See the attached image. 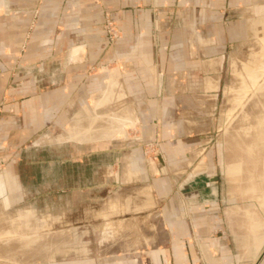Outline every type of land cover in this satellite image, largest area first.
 <instances>
[{"label":"rangeland","instance_id":"obj_1","mask_svg":"<svg viewBox=\"0 0 264 264\" xmlns=\"http://www.w3.org/2000/svg\"><path fill=\"white\" fill-rule=\"evenodd\" d=\"M18 1L6 0L11 16ZM180 1L152 28V47L156 54L164 48L162 63L169 70L151 104H105L103 118L94 119V104L74 98L58 104L56 118L41 120L36 133L22 136L16 134L21 121L10 127L7 104H0V264H113L116 254L166 245L176 235L172 227L190 229L198 221L184 194L194 192L195 185L185 183L197 162L195 151L203 147L200 160L207 169L199 178H211L218 193L215 213L200 219H215L212 239L226 241L229 264H264V0ZM63 28L30 23L23 43L36 32L48 49ZM97 29L102 39H90L89 50L111 49L122 39L106 7ZM71 39L84 41L78 34ZM21 61L9 57L7 95L16 96L24 85L18 96L33 87L44 94L64 83L61 63L44 56L34 70ZM81 61L70 80L82 86L71 91L91 99L119 62ZM94 75L101 77L98 89ZM174 80L185 85L182 92ZM116 109H131L133 126L117 138L88 139L94 125L98 133L108 126L106 115ZM172 127L179 134L190 131L181 136L193 144L187 157H170L162 147ZM186 158L193 167H183ZM189 234L194 243V232Z\"/></svg>","mask_w":264,"mask_h":264},{"label":"crops","instance_id":"obj_2","mask_svg":"<svg viewBox=\"0 0 264 264\" xmlns=\"http://www.w3.org/2000/svg\"><path fill=\"white\" fill-rule=\"evenodd\" d=\"M63 1L19 0L17 3L18 12L11 16L6 10L8 8L6 0H0V12H3V15H0V24L2 25L0 31V104H7L5 111L9 113L6 119L9 121L8 125L10 124V127L13 120L21 121L20 125H16L18 136L36 133L37 125L41 120L56 118L58 104L72 103L74 98L77 102L80 100L83 103L94 104L96 110L94 111V119L103 118V116H99V110L105 104H151L154 101L153 97L160 96L163 87L160 78L163 73H167V70H169L168 66L162 63V58L167 57L164 48L162 47L160 53L156 54L154 47H152L157 39L156 34L152 32V28L163 22L166 8L173 6L176 0H103V4L98 3V0H67L64 3ZM184 2V0H181L180 5ZM102 7L113 11L119 28L122 30V39L114 48L106 49L98 46L89 50L87 47L91 43H89L90 39L97 41L102 39L101 31L99 33L97 29L102 23ZM30 23H37L38 25L49 23L55 27L62 24L64 28L59 29L55 41H51L48 49H46L44 40L41 36L36 35V32L32 37V42L28 41L24 45L25 34ZM76 34L84 40H82V43L72 42L71 36ZM44 39L46 38L44 37ZM14 54L22 59L23 65L21 66L34 70L36 62L44 60V56L51 58L57 64L61 63L66 74L64 83L55 87L54 91L44 94L33 92V87L32 91H28V94L18 96L19 93H24L22 90L26 86L24 85L20 91H16V96L7 95L9 83V76L7 75L8 60ZM156 56L159 57V60H156ZM83 58L84 60L91 59L94 62L97 60L99 62H119L118 68L116 67L109 74L108 78L110 80L105 79L98 93L92 96L91 99L83 95L74 97L71 91L75 86H82L78 82V84H74L70 79L75 71L76 75L81 71L83 67L81 60ZM164 63H166V59ZM220 63L221 59L219 60ZM176 66L177 72H179V66L181 65L176 64ZM94 76L96 77L91 80L94 81L92 85L95 89H98V80L101 77L99 78V75ZM174 83V86L182 92L185 85L178 82V80H174ZM215 84L217 83L214 82L213 85L215 86ZM205 87L209 88L207 83ZM151 89L152 93L155 94L154 96L149 93ZM177 101L175 100L174 103L178 105L179 102ZM147 111V109L143 110L142 119L147 116ZM131 112V109H126V111L113 110L109 115H106L108 126L105 128L104 126L100 127L98 133L96 130L98 125H94L95 128H92V132L90 131L88 139L89 137L91 139L117 138L118 135L122 134V131L126 130V126H133V113ZM135 119H138V117ZM190 121H192L190 123L194 122L193 120ZM173 127V133H175L176 130ZM189 132L180 134L176 132V134H173L171 130L170 132L167 131L168 138L162 147H166L170 157L182 153L187 157V152L192 151L193 144L187 139L181 138V136L188 137ZM9 134V132H6L7 136ZM206 149V147H203L195 151L197 162L194 167L191 166V161L187 158L183 166L184 168L193 167V172L198 173L197 177L192 172L189 178L190 181L188 179L185 183V185L189 183L195 185L194 192L184 194L187 196L186 199L191 201L188 204V210L193 211L198 216L197 223H193L190 229L186 224L172 227L170 231L175 232L176 235L172 236V239L167 241L166 245L140 251L128 250L116 254L112 257L113 264H229L230 253L228 254L227 251L230 248L226 241H222L220 237L212 239L211 233L215 230V225H213L216 223L215 219L212 222L209 220L207 223L204 219H200L204 218L202 215L211 216L215 213V206L217 205L218 189L215 186L216 182L212 181L211 178H205V182L203 178H199L201 170L207 169L204 159L200 160ZM153 166L155 165L152 163L151 168ZM197 178L199 179L196 180ZM153 195H157L155 189L154 192L152 190ZM153 199L154 197H152V201ZM185 210L187 209H182L183 215H185ZM253 229L255 230L254 226ZM190 230L194 232L197 238H194L196 239L194 243L190 239ZM261 242H256V250ZM147 244L149 245V243Z\"/></svg>","mask_w":264,"mask_h":264},{"label":"bare ground","instance_id":"obj_3","mask_svg":"<svg viewBox=\"0 0 264 264\" xmlns=\"http://www.w3.org/2000/svg\"><path fill=\"white\" fill-rule=\"evenodd\" d=\"M254 225H255V223L253 224V226H254ZM257 225H258V224H257ZM253 226H252V227H253ZM253 230H254V229H253Z\"/></svg>","mask_w":264,"mask_h":264}]
</instances>
